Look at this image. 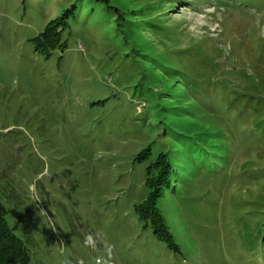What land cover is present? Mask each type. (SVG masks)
Wrapping results in <instances>:
<instances>
[{
  "label": "rangeland",
  "instance_id": "374dc122",
  "mask_svg": "<svg viewBox=\"0 0 264 264\" xmlns=\"http://www.w3.org/2000/svg\"><path fill=\"white\" fill-rule=\"evenodd\" d=\"M0 202L31 264H264V0H0Z\"/></svg>",
  "mask_w": 264,
  "mask_h": 264
},
{
  "label": "trees",
  "instance_id": "16d2710c",
  "mask_svg": "<svg viewBox=\"0 0 264 264\" xmlns=\"http://www.w3.org/2000/svg\"><path fill=\"white\" fill-rule=\"evenodd\" d=\"M71 10V7L67 8L64 10L62 13L63 18H68L69 15L66 14ZM48 28H45L40 35L37 37H43V39H46V32H48ZM184 86V85H182ZM186 94L185 92H183ZM178 104V103H177ZM169 101V106H161L159 108V112H162V114H167L170 113V115L173 114L175 111L176 107L175 105ZM148 151V154L146 153ZM150 147L149 145H146L144 149H141L137 155L136 158H142L143 156L150 155ZM169 155H170V160H169ZM154 165L156 167H164L165 170H167V176H162L163 173H160L161 175H158V177L151 183L152 190L149 191L147 198L145 201L140 203V205H135L136 209V214L140 218L141 222L143 225H150L152 228V232L157 235V239H163V235L159 234L157 227H159L162 230L164 227L162 226L165 225L164 223V218L160 216V211L157 208V194L160 191V193H163L164 187L167 186V182H169V179L172 178L173 172H175V161L173 156L171 155V151H160L155 159H154ZM157 176V175H156ZM157 188H160V190H157ZM149 203V206L147 207L146 211L141 214L140 208L141 206H145V203ZM6 210L4 206L0 202V264H31L30 262V257L28 255V252L26 248L23 246V244L10 232L6 218H5ZM153 214L157 216V221L154 220ZM159 216V217H158ZM159 224V226H157ZM166 233L168 231L166 230ZM166 242V241H165Z\"/></svg>",
  "mask_w": 264,
  "mask_h": 264
},
{
  "label": "clouds",
  "instance_id": "9594fccd",
  "mask_svg": "<svg viewBox=\"0 0 264 264\" xmlns=\"http://www.w3.org/2000/svg\"><path fill=\"white\" fill-rule=\"evenodd\" d=\"M97 238H100L99 234H97ZM85 242L89 245L94 244V237L92 235H87L85 238ZM96 264H107V261L104 260L102 257H97Z\"/></svg>",
  "mask_w": 264,
  "mask_h": 264
}]
</instances>
